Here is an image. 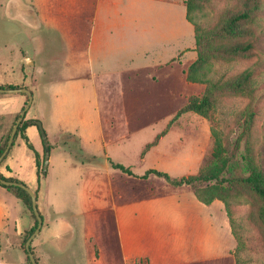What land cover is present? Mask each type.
<instances>
[{
	"label": "crops",
	"instance_id": "0c3cea01",
	"mask_svg": "<svg viewBox=\"0 0 264 264\" xmlns=\"http://www.w3.org/2000/svg\"><path fill=\"white\" fill-rule=\"evenodd\" d=\"M0 1L7 15L35 23L28 46L36 65L25 81L34 100L26 119L42 121L52 146L49 168L39 186L35 155L19 136L0 165V174L39 191L44 224L32 243L38 263L100 264L107 255L110 260L102 242L110 218L119 264H236L237 240L222 201L206 205L190 186L175 188L155 175L138 178L146 173L141 171L144 167L164 170L174 178L190 176L200 161L189 153H167L173 146L183 149L186 136L200 131L189 123L197 114L182 115L163 135L189 98L197 95L198 84L187 81V70L198 55L185 2L92 0L77 13L82 22L89 11L90 33L85 36L83 31H60L58 24L69 19L57 2ZM38 24L55 27L61 49H48L55 33L37 31ZM13 64L0 63V85L21 80L18 73L1 74ZM4 77L7 83L2 82ZM1 94L0 143L26 101L20 94ZM200 123L209 134L208 126ZM25 133L43 158L39 127L31 125ZM65 134L76 136L78 147L60 145ZM158 136L157 144L143 156ZM111 162L130 168L138 177L114 169ZM64 164L72 173L81 172L82 183L88 182L86 210L80 213L85 216L83 225L74 207L76 197L66 192L64 183L56 182L55 173ZM70 176L68 172L67 179ZM133 182L144 187L159 184L162 193L132 199ZM34 224L23 201L0 186V264H29L22 245Z\"/></svg>",
	"mask_w": 264,
	"mask_h": 264
},
{
	"label": "rangeland",
	"instance_id": "374dc122",
	"mask_svg": "<svg viewBox=\"0 0 264 264\" xmlns=\"http://www.w3.org/2000/svg\"><path fill=\"white\" fill-rule=\"evenodd\" d=\"M31 1V0H28ZM44 0H35L42 4ZM53 4L61 6L63 9L67 10V15L69 21L66 23H59L58 26L60 31L63 33H72L83 31V34L86 36L90 33V14L86 10L84 21L80 22L81 16H77L78 10L83 5H90L92 0H51ZM185 2L186 0H180ZM244 0H205L204 9L202 13V18H198V21L204 27V30L207 32V42L213 43V47L220 45L224 40L214 39L210 36L214 32H219L218 29L224 20L228 18L234 11L242 7V2ZM1 2V1H0ZM263 10L261 15L258 18V21L253 25L252 23L243 24V27H251L253 32L251 36H255L256 39V48L252 50L251 54L246 57H237L231 60V62L218 61L216 62L215 69L219 71L220 74L228 73L230 75H236L244 71L247 67L252 66L256 70L255 75V92L252 93V98L247 95L241 94H225L219 98V108L216 118L218 120V130L225 137V144L231 150L234 149V144L237 136L242 132L241 125L236 121L240 114L246 110L248 106H252L253 110L256 112L255 125L253 127V138L250 139V144H253V151L256 155L257 164H259L264 170V0ZM0 4V63L4 62L8 66L10 65L9 70H1V74L4 76H10L12 74H19L21 77L20 81H9L13 86H21L22 88H28L25 81L27 78V72H31L32 64L29 67L26 66L24 58L29 57L32 59V56L35 54L29 51L28 46V35L33 32L30 29L27 22H21L13 18L11 14L7 15L3 7L1 8ZM2 10V11H1ZM6 13V14H5ZM78 19V22L76 21ZM53 26V25H52ZM52 26L45 27L44 24H41L37 31H46L55 33V38L51 40L52 43L48 45V49L59 50L62 47L61 40L59 39V34ZM57 26V27H58ZM54 27V26H53ZM55 28V27H54ZM248 37L240 38V41L246 40ZM82 45H84L85 40H82ZM206 42V41H205ZM11 50L13 51L11 53ZM73 50H76V45H73ZM1 53L4 54L1 55ZM18 63L20 65H18ZM84 63H81V66H78L85 71ZM80 65V64H79ZM23 78V79H22ZM3 83H7L6 78L4 77ZM31 90V89H30ZM32 91V90H31ZM194 91L197 95H201L204 91L203 85H196ZM3 95V94H1ZM63 96L67 95V92L62 94ZM61 95V96H62ZM23 96V95H22ZM62 96V97H63ZM25 97V96H24ZM56 102V99H53V103ZM54 108L58 110V105L55 103ZM34 109L31 110V112ZM30 111V110H29ZM28 111V112H29ZM28 112L26 114L28 115ZM196 120H190L189 123H195L198 132L188 134L187 144L184 145L183 149H176L174 146L167 151L171 156L175 154H186L195 155L196 159L200 158V161L197 162L196 167L193 168V174L198 173L200 170L208 167L212 162V152L214 148V138L211 133V123L206 119L196 115ZM41 121V120H36ZM229 121L230 124L226 125V122ZM42 122V121H41ZM204 122L206 127L208 126L209 130L206 134V129H201V123ZM200 123V124H199ZM46 132V130H45ZM47 134V132H46ZM48 137V136H47ZM204 141V143L199 146ZM199 146V147H198ZM188 148V149H187ZM245 142L241 147V151L237 154V161H241V155L245 152ZM131 153L135 154L136 147H131ZM137 160L135 164H137ZM149 164L147 163L146 166ZM142 169V168H141ZM150 169L154 168H145L142 169V173L147 172ZM157 170V169H156ZM136 171L139 173L140 169L136 168ZM165 172L164 170H159ZM70 172L73 176H70L68 179L66 177L67 173ZM81 172H71L70 166L64 164L63 166L57 169L55 173L56 182L64 183L66 192L74 194L76 197V206L79 224L83 225L85 222V216L82 213L86 210L84 203V194L86 196V187L88 182L82 183L80 178ZM167 173V172H165ZM238 173V172H237ZM192 174V175H193ZM241 175H248L242 167L240 170ZM170 175V174H169ZM171 176V175H170ZM228 177V174H225ZM172 177V176H171ZM25 184V183H24ZM132 187V199H141L150 197L151 195H156L162 193V187L159 184H152V186L147 185L143 186L139 183L133 182ZM262 203L260 199L253 193L248 192L247 190L242 189L241 196L238 197V203L233 204L231 207V219L233 221V226L237 234L242 239V247L235 252V261L236 264H264V221L260 218ZM107 230L105 236L102 238V242L105 243L107 247V253L111 255L110 260L108 255L104 257V261L100 264H119L117 258V244L114 239L113 224L110 218L107 219Z\"/></svg>",
	"mask_w": 264,
	"mask_h": 264
},
{
	"label": "trees",
	"instance_id": "16d2710c",
	"mask_svg": "<svg viewBox=\"0 0 264 264\" xmlns=\"http://www.w3.org/2000/svg\"><path fill=\"white\" fill-rule=\"evenodd\" d=\"M204 1L205 0L185 1L187 8V19L194 26L195 30V50L198 55L197 59L189 66L187 70V81L189 83L203 85L204 91L200 96L193 95L189 98L188 103L183 108H181L173 120H171L168 128L163 132V135L167 133L172 124L182 115L189 112L197 114L211 123V133L214 138V148L212 152L213 162L196 175L184 176L180 178L171 177L168 173L161 172L156 169H150L142 177H138L132 172L130 168H127L121 164H115L114 162H111V165L114 169L120 170L129 176L148 179L150 175H155L175 188L190 186L193 188L197 199L206 205H210L215 200L222 201L225 204V208L231 221L233 232L237 240L236 251H238L240 247H242L243 243L242 239L234 229L233 221L231 219V207L233 204L238 203V197L241 196L242 189L255 194L260 199L262 203L260 218L264 221V170L259 164H257L256 155L253 151V144L252 142L250 144V139L253 138V127L255 125L256 112L253 110L252 106H248L236 120L238 124L241 125L240 127L242 132L237 136L233 150L227 147L225 144V137L222 136L218 130V120L216 115L219 108V98L225 94L236 93L247 95L252 98V93L255 92L254 77L256 75V70L250 66L236 75H230L227 72L221 75L220 71L218 75V70L215 69V65L216 62L221 60L231 62V60L234 58L249 56L252 50L256 48L255 36H251L253 29L251 27H243L242 25L247 23H252L255 25L262 13L263 3L262 0H244L242 2V7L234 11L228 18L224 20L222 25L218 28L220 29L219 32H214V34L210 36L215 40H224V42L220 45L213 47V43L207 42V32L198 21V18L203 17L202 13L204 9ZM248 36L249 38L246 40L240 41V38ZM0 87L7 89L22 88L21 86L13 85H0ZM20 95L25 96L26 101L23 108L21 109V112L16 116L7 136L4 138L2 143H0V156L6 149L12 129L18 118L21 116V113L28 101L26 94ZM228 124H230L229 121L226 122V125ZM31 125H36V120H27L25 118L20 123L11 149L15 146L17 138L22 136L27 144V147L35 155L38 182L40 186L42 178L47 175V173H44L43 171L45 153L42 158L27 137L25 132L26 129ZM160 137L161 136H158L155 142L149 144L146 147L143 152V156L151 149L152 146L157 144ZM244 142L245 152L241 155V161L238 162L236 160L237 154H239L241 151V147ZM43 143L45 152L52 149L48 137L43 139ZM69 143H72V145L76 147H78L77 145L79 144L77 137L72 134L63 135L59 144L65 145ZM242 167L248 175L238 174L240 173ZM225 174H228V177H226ZM0 179L23 183L14 178H4L1 174ZM0 186L9 192L14 193L19 199H21L30 210L32 217L35 220L34 226L25 233L22 245L27 255L28 263L32 264L25 248L27 240L38 226V221L32 209L31 197L22 188L6 186L3 185L1 181ZM35 193L38 198L39 191L37 190ZM31 251L35 256L32 246Z\"/></svg>",
	"mask_w": 264,
	"mask_h": 264
},
{
	"label": "water",
	"instance_id": "95a60500",
	"mask_svg": "<svg viewBox=\"0 0 264 264\" xmlns=\"http://www.w3.org/2000/svg\"><path fill=\"white\" fill-rule=\"evenodd\" d=\"M0 93H2V94H26L28 97V101L26 103V106L24 107V110L22 111L21 116L18 118V120L16 121V124L14 125V127L12 129V132L10 134V138L8 140L7 147L4 150V152L2 153V155L0 156V164H1V162L7 156V154L9 153V151H10V149L14 143V139H15V136L17 134L20 123L25 119L27 112L31 108V105H32L33 100H34V95L30 89L25 88V87L15 88V89H7V88H1L0 87ZM36 125L39 127V130L41 132L42 137L46 138L47 134L45 132V129L43 127L42 122L36 121ZM49 159H50V151L47 150L45 152V162H44V166H43L44 173H47V171H48ZM0 181L3 185L15 186V187H19V188L24 189L29 194V196L31 197L32 209H33V212H34L36 219L38 221V226H37L36 230L33 232V234L27 240V242L25 244V248L28 252V255L30 257L32 264H39L36 257L34 256L33 252L31 251L32 243H33L34 239L40 234L41 229H42L43 224H44L43 217L41 216V213H40L39 208H38L37 195H36L35 191H33L31 188H29L27 185H25L23 183L14 182V181H7V180H3V179H0Z\"/></svg>",
	"mask_w": 264,
	"mask_h": 264
},
{
	"label": "flooded vegetation",
	"instance_id": "af4514ba",
	"mask_svg": "<svg viewBox=\"0 0 264 264\" xmlns=\"http://www.w3.org/2000/svg\"><path fill=\"white\" fill-rule=\"evenodd\" d=\"M34 24L35 23H33V22H31V24L30 23L28 24L29 27H30V29L32 28L31 25H34ZM40 27H41V24H38V27L36 29H39ZM24 62H25V64H26L27 67H29L30 64H32V66H33L32 69H34L35 68V65H36V58L34 56H32V59L29 58V57H26V58H24ZM18 65H20V64L18 63Z\"/></svg>",
	"mask_w": 264,
	"mask_h": 264
}]
</instances>
